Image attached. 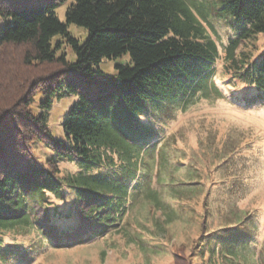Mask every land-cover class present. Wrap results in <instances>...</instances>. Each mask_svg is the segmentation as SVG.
<instances>
[{"label":"trees","instance_id":"1","mask_svg":"<svg viewBox=\"0 0 264 264\" xmlns=\"http://www.w3.org/2000/svg\"><path fill=\"white\" fill-rule=\"evenodd\" d=\"M62 1L0 0V264H20L48 242L70 246L114 228L141 193L169 218L170 200L185 213L186 187L200 190L190 162L184 167L192 179L172 173L161 183L167 165L177 169L179 162L159 145L166 112L212 88L222 93L211 78L219 50L203 1L72 0L65 20L55 11ZM207 1L233 31L224 44L227 82L246 87L233 98L263 103L264 47L255 54L249 43L264 33V0ZM70 22L87 29L85 40L68 30ZM57 33L75 60L57 54L61 41H50ZM123 54L128 61L115 63L112 75L99 67L103 57ZM66 93L78 97L62 118L64 136H55L49 111L53 98ZM63 162L75 168L63 170ZM233 213L213 229L203 218L191 250L175 251V264H197L193 257L199 264H264L253 215ZM31 228L46 244L5 240Z\"/></svg>","mask_w":264,"mask_h":264},{"label":"rangeland","instance_id":"2","mask_svg":"<svg viewBox=\"0 0 264 264\" xmlns=\"http://www.w3.org/2000/svg\"><path fill=\"white\" fill-rule=\"evenodd\" d=\"M70 1L64 0L55 8L62 20H65ZM202 1L204 5L198 3L197 7L200 6L213 23L214 28L207 23L206 26L216 39L219 50L211 78L222 93L212 88L208 95L199 93L190 102L166 112L163 134L166 140L159 145L168 152L170 160L175 158L179 162L177 169L172 163L167 165L161 183L172 173H176L179 180L186 176L192 179L191 167L186 164L188 171L184 167L186 162L198 168L194 179L202 180L198 183L200 190L189 191L186 187L191 193V199L187 197L182 201L186 212L179 211L177 199L170 200L174 211L168 218L141 193L136 195L117 226L74 245L55 247L49 242L44 245L46 241L41 242L32 228L16 235L8 233L5 236L7 242L14 240L27 245L34 241L35 245H44L20 264H175V251L182 248L187 254L191 250L203 218L207 229H213L235 218L233 212L253 215L258 227V247L261 243L264 246V102L245 106L233 98V92L246 88L240 82L234 85L227 82V78L232 77L225 69L224 44L233 31L213 16L214 11L207 0ZM67 28L80 42L87 37L88 31L82 25L70 22ZM50 41L53 46L61 41L56 48L57 54L64 51L69 60L76 59L74 49L61 33L55 34ZM253 44L258 48L255 54L262 50L264 33L258 34L249 47ZM128 59V54L103 57L99 67L112 75L116 71L115 63H125ZM77 97V94L66 93L53 98L48 121L55 136H64L62 118ZM37 98L38 95L32 103L34 110H38ZM61 166L63 170L75 168L69 162H63ZM155 168L151 169L152 178ZM161 187L168 190L165 185ZM160 194L162 198L167 196L162 191ZM56 202L64 211L69 206L67 200ZM194 261L200 262L193 257Z\"/></svg>","mask_w":264,"mask_h":264}]
</instances>
